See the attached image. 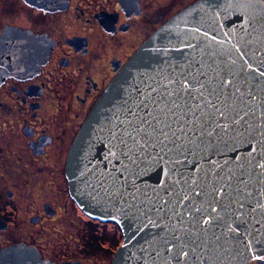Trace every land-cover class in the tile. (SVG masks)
Instances as JSON below:
<instances>
[{"label":"water","instance_id":"95a60500","mask_svg":"<svg viewBox=\"0 0 264 264\" xmlns=\"http://www.w3.org/2000/svg\"><path fill=\"white\" fill-rule=\"evenodd\" d=\"M23 37L1 38L4 70L27 71ZM262 163L264 1L198 0L109 83L66 175L79 209L121 230L112 264H246L264 256ZM0 264L47 263L15 246Z\"/></svg>","mask_w":264,"mask_h":264},{"label":"flooded vegetation","instance_id":"af4514ba","mask_svg":"<svg viewBox=\"0 0 264 264\" xmlns=\"http://www.w3.org/2000/svg\"><path fill=\"white\" fill-rule=\"evenodd\" d=\"M197 1L0 0V253L26 246L47 264H112L120 230L76 206L67 157L128 60ZM12 34L26 36L12 50L27 71L4 70L16 64L1 48Z\"/></svg>","mask_w":264,"mask_h":264},{"label":"snow or ice","instance_id":"6c2138e0","mask_svg":"<svg viewBox=\"0 0 264 264\" xmlns=\"http://www.w3.org/2000/svg\"><path fill=\"white\" fill-rule=\"evenodd\" d=\"M227 83H231V82L228 81ZM209 103H210V102H209ZM220 114L223 115L222 112H221ZM167 139H168V137L166 136V137H165V140H167ZM259 167L262 168V169H264V163L259 164ZM223 192H224L223 188H220V189L217 190V195H223ZM196 194L199 195V193H196ZM165 202H166V201H165ZM262 207H264V204H262ZM205 223H207V221H205ZM184 255L186 256L187 253H184Z\"/></svg>","mask_w":264,"mask_h":264},{"label":"rangeland","instance_id":"374dc122","mask_svg":"<svg viewBox=\"0 0 264 264\" xmlns=\"http://www.w3.org/2000/svg\"><path fill=\"white\" fill-rule=\"evenodd\" d=\"M120 245H121V242H120ZM120 245H119V246H120Z\"/></svg>","mask_w":264,"mask_h":264}]
</instances>
